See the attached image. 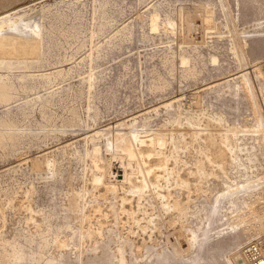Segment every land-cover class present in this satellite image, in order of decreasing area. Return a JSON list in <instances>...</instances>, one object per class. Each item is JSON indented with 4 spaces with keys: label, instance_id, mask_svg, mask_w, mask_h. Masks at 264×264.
Returning a JSON list of instances; mask_svg holds the SVG:
<instances>
[{
    "label": "rangeland",
    "instance_id": "rangeland-1",
    "mask_svg": "<svg viewBox=\"0 0 264 264\" xmlns=\"http://www.w3.org/2000/svg\"><path fill=\"white\" fill-rule=\"evenodd\" d=\"M0 15V264H242L264 239V0Z\"/></svg>",
    "mask_w": 264,
    "mask_h": 264
},
{
    "label": "built area",
    "instance_id": "built-area-1",
    "mask_svg": "<svg viewBox=\"0 0 264 264\" xmlns=\"http://www.w3.org/2000/svg\"><path fill=\"white\" fill-rule=\"evenodd\" d=\"M242 264H264V239L252 241L241 252Z\"/></svg>",
    "mask_w": 264,
    "mask_h": 264
},
{
    "label": "bare ground",
    "instance_id": "bare-ground-1",
    "mask_svg": "<svg viewBox=\"0 0 264 264\" xmlns=\"http://www.w3.org/2000/svg\"><path fill=\"white\" fill-rule=\"evenodd\" d=\"M178 8V7H177ZM16 11H19L20 9H15ZM15 10H12V11H10V12H13V11H15ZM22 10V9H21ZM20 10V11H21ZM10 12H7V13H10ZM7 13H5V14H7ZM19 13V12H18ZM5 14H2V15H5ZM2 15H0V16H2ZM15 15V14H14ZM16 16V15H15ZM25 16V15H24ZM11 17H13V16H11ZM18 17V16H17ZM26 17V16H25ZM190 17V16H189ZM18 19V18H17ZM190 19V18H189ZM19 20V19H18ZM153 20H155V19H153ZM15 21V17L13 18V19H11V21L10 22H8V23H6V24H1V25H8V24H11V23H13ZM19 22V21H18ZM207 23V22H206ZM154 24V23H153ZM156 25V24H155ZM155 25H152L153 27H151V28H154V26ZM181 25V24H180ZM1 27V26H0ZM191 27V26H190ZM203 27V26H202ZM150 28V27H149ZM3 29V28H2ZM202 29V28H201ZM1 30V29H0ZM151 30V29H150ZM191 32V31H190ZM193 32V31H192ZM191 36H194V34L193 35H191ZM193 38V37H192ZM178 59H180V58H178ZM188 59V58H187ZM182 60H185L186 61V59H182ZM215 60V59H214ZM213 60V61H214ZM185 61H183V62H185ZM182 62V61H181ZM127 135V134H126ZM126 135H124V136H126ZM108 138H110V137H108ZM123 138V137H122ZM129 138V137H128ZM133 139V138H132ZM131 139V140H132ZM112 140H114L115 141V143L113 144V146H112V149H111V151H109L108 152V154H109V157H110V159H112L113 157H124V158H126L127 156H129L128 154H130V152L131 151H129L128 152V147H127V145L124 143V141L122 140V139H119V140H117V139H112ZM128 140V139H127ZM130 140V139H129ZM128 140V141H129ZM109 142L111 143V141H110V139H109ZM109 143V144H110ZM111 145V144H110ZM131 149V148H130ZM109 159V158H108ZM51 166V165H50ZM136 170H137V168H136ZM123 181V180H122ZM124 182V181H123ZM192 237H193V235H192ZM194 238H195V236H194ZM192 240H193V238H192ZM192 240H190V242L192 241ZM194 244H196V243H194ZM189 245H191V244H189ZM193 245V244H192ZM196 258V257H195Z\"/></svg>",
    "mask_w": 264,
    "mask_h": 264
}]
</instances>
